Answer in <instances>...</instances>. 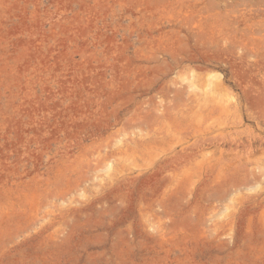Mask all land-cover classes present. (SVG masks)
<instances>
[{"label":"rangeland","instance_id":"rangeland-1","mask_svg":"<svg viewBox=\"0 0 264 264\" xmlns=\"http://www.w3.org/2000/svg\"><path fill=\"white\" fill-rule=\"evenodd\" d=\"M172 1L0 0V264H264V28Z\"/></svg>","mask_w":264,"mask_h":264},{"label":"bare ground","instance_id":"bare-ground-1","mask_svg":"<svg viewBox=\"0 0 264 264\" xmlns=\"http://www.w3.org/2000/svg\"><path fill=\"white\" fill-rule=\"evenodd\" d=\"M168 1V0H167ZM248 2H251V1H249L248 0ZM247 2V0H240V1H238L236 4H234L233 2L230 4H227L224 8H225V12L226 13H228V15L227 16H232V15H239L240 14V16L241 17H243L244 18V21H245V23H246V25H248L251 21H253L254 22V24H253V26H251V24H249L248 26L250 27L251 26V31L249 30V35H250V37H253L254 39H256L255 37L256 36H259L260 37V39L259 38H257V39H259V41H262V36H260L261 35V33H263V32H260V26L261 27H263L264 28V4H260L259 2H258V4L259 5H255V8L254 7H252L251 5H250V3H248ZM167 3V2H166ZM171 3V2H170ZM256 3V2H255ZM167 4H169V3H167ZM253 4H254V2H253ZM170 5V4H169ZM171 9H169L168 11H166V13L165 12H162V17L163 18H168L167 20H169V19H172V22H173V19H176V20H180V22H181V25H188L191 21H199V22H201L203 19H213V20H220V18L221 17H223V15L224 14H226V13H223L222 11H219V4H216L213 0H173L172 1V3H171ZM254 6V5H253ZM169 8V7H168ZM221 10V9H220ZM161 17V18H162ZM231 18V17H230ZM242 18V19H243ZM198 19V20H197ZM232 19V18H231ZM241 19V18H240ZM241 19V20H242ZM160 21V20H159ZM204 21V20H203ZM212 21V20H211ZM227 21V20H226ZM239 21V20H238ZM243 21V20H242ZM194 22H191V23H193L194 24ZM234 22V21H233ZM158 23V22H157ZM167 23H168V21H167ZM169 23H170V21H169ZM183 23V24H182ZM197 23V22H196ZM213 23V22H212ZM212 23H210V24H212ZM215 23V22H214ZM199 24V23H198ZM219 24H220V22H219ZM233 24V23H232ZM180 25V24H179ZM189 25H191V24H189ZM195 25V24H194ZM204 24H200L196 29H191V28H189L188 27V29H187V34L188 35H191V36H193V37H200V36H202V35H204V37L205 36H207V35H209V40L211 39L212 40V42L213 41H218V43H219V41H222V43L223 42H226V41H228L230 38V36H227V35H223V34H220L221 32L222 33H224V31L222 30V29H216V28H214V27H210V26H208L209 27V30L207 29V32H205L206 30H205V28H204V26H203ZM208 25V24H207ZM216 25V24H215ZM214 25V26H215ZM234 25V24H233ZM243 26H244V23H243ZM255 26H259L258 27V29H256V31H255V29H253ZM155 27V26H154ZM170 27V26H169ZM216 27V26H215ZM218 27V26H217ZM245 27V26H244ZM153 28V27H152ZM180 28V27H179ZM182 28V27H181ZM183 28H185V26H183ZM256 28V27H255ZM186 29V28H185ZM232 29V28H231ZM262 29V28H261ZM222 30V31H221ZM226 30H228V29H226ZM225 30V31H226ZM230 30V29H229ZM263 30V29H262ZM163 31V30H162ZM221 31V32H220ZM170 32V31H169ZM205 32V33H204ZM215 32H217V33H215ZM220 32V33H219ZM236 32V31H235ZM234 32V33H235ZM241 32H243V31H241ZM176 33V32H175ZM179 33H180V31H179ZM210 33V34H209ZM230 33V34H229ZM228 34L229 35H231V32H229ZM232 33H233V29H232ZM246 34L248 33V31H246L245 32ZM164 34V33H163ZM172 34V32L170 33V35ZM207 34V35H206ZM241 34V33H240ZM166 35V34H165ZM216 35H219V37H215ZM237 35V32L234 34V36H236ZM248 35V36H249ZM263 35V34H262ZM162 36V35H161ZM233 36V37H234ZM163 37H165V36H163ZM175 37H177V36H175ZM187 37V36H186ZM245 37H247V36H245ZM180 38V37H179ZM207 38H208V36H207ZM206 38V39H207ZM237 38V37H236ZM242 38H244V36L242 37ZM264 38V37H263ZM200 39V38H199ZM233 39V38H232ZM248 39V41L250 40L249 38H247ZM253 39V40H254ZM233 40H235V39H233ZM246 40V38L244 39V41ZM174 41H175V39H174ZM197 41V40H196ZM231 42H233L232 40H230ZM230 41H228V42H230ZM242 42V43H240V45H239V47L241 48L242 47V49L244 48V50H246V49H248L247 47H249V45L247 44V43H245V42ZM258 41V40H257ZM211 42V41H210ZM236 42H240V39H239V41H236ZM254 42H256L255 40H254ZM264 41H262L261 43H263ZM227 43V42H226ZM234 43V42H233ZM232 43V44H233ZM250 43H252V41L250 40ZM258 43H260V42H258ZM257 43V44H258ZM162 44V43H161ZM215 44V43H214ZM221 44V43H220ZM224 44V43H223ZM228 44V46H229V43H227ZM231 44V43H230ZM231 44V45H232ZM253 44V43H252ZM256 44V43H255ZM255 44H253L252 46H254ZM264 44V43H263ZM165 45V44H164ZM217 45V44H216ZM226 45V44H225ZM238 45H236V46H238ZM260 45V44H259ZM258 45V46H259ZM215 46V45H214ZM227 46V47H228ZM234 46H235V44H234ZM251 46V45H250ZM256 46V45H255ZM258 46L256 47V49L258 48ZM264 46V45H263ZM158 47V46H157ZM223 47V46H222ZM231 47V46H230ZM239 47H236V48H238L239 49ZM158 48H160V47H158ZM166 48V47H165ZM246 48V49H245ZM252 48V47H251ZM250 48V49H251ZM255 48V47H254ZM260 48L261 49H264V47L262 48L261 46H260ZM225 49V48H224ZM249 49V50H250ZM255 49V50H256ZM223 50V49H222ZM231 50V49H230ZM236 50V49H235ZM254 50V49H253ZM252 50V51H253ZM257 50H259V49H257ZM226 51V50H225ZM232 51V50H231ZM233 52V51H232ZM247 52V51H246ZM251 52V51H250ZM256 52V51H255ZM248 55V54H247Z\"/></svg>","mask_w":264,"mask_h":264}]
</instances>
